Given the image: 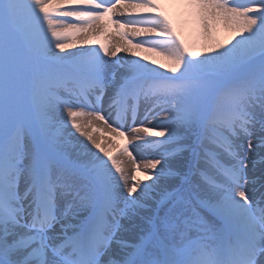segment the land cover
<instances>
[{
    "label": "snow or ice",
    "instance_id": "snow-or-ice-1",
    "mask_svg": "<svg viewBox=\"0 0 264 264\" xmlns=\"http://www.w3.org/2000/svg\"><path fill=\"white\" fill-rule=\"evenodd\" d=\"M0 264H264V0H0Z\"/></svg>",
    "mask_w": 264,
    "mask_h": 264
},
{
    "label": "bare ground",
    "instance_id": "bare-ground-1",
    "mask_svg": "<svg viewBox=\"0 0 264 264\" xmlns=\"http://www.w3.org/2000/svg\"><path fill=\"white\" fill-rule=\"evenodd\" d=\"M170 7V6H169ZM219 34H222V35H219ZM219 34L217 33V39L222 42V43H227V41L229 40L231 34L224 31V30H220L219 31ZM197 36L196 34L191 33L190 31V28L188 26H186L184 29H183V32H182V38L189 44H192L194 46L197 45L198 47V43L195 42L196 41V38L195 37ZM116 39V38H114ZM202 43V42H201ZM200 44H199V49L198 51L200 50ZM121 55H124L123 53H121ZM140 55L143 56V57H148V61L147 62H151V61H155L156 63H159L158 65H152V66H155L157 67L159 70L161 71H164L163 68H160L159 66L160 65H164L165 67H167L169 64H170V61L165 57V55L163 53H160L158 51H152V52H147V51H141L140 52ZM99 138V134L97 133L96 134ZM106 141H107V144H114L115 142H117L120 138H116L115 140L111 139L110 137H105L104 138ZM120 143H124V141L120 142ZM118 143L116 146H119ZM107 144L105 146H107ZM116 148V147H115ZM114 148V149H115ZM113 149V150H114ZM121 159H124L123 157H121Z\"/></svg>",
    "mask_w": 264,
    "mask_h": 264
},
{
    "label": "rangeland",
    "instance_id": "rangeland-1",
    "mask_svg": "<svg viewBox=\"0 0 264 264\" xmlns=\"http://www.w3.org/2000/svg\"><path fill=\"white\" fill-rule=\"evenodd\" d=\"M174 12H177L176 10H174ZM118 40V38H116ZM143 57V56H142ZM158 64V63H157ZM124 141L123 138H120L117 142H115L114 144H112L113 149L116 147L118 149V146H116L118 143ZM124 143H120L119 147H121ZM125 160L127 159L126 157H123ZM140 179H143V177H140Z\"/></svg>",
    "mask_w": 264,
    "mask_h": 264
}]
</instances>
